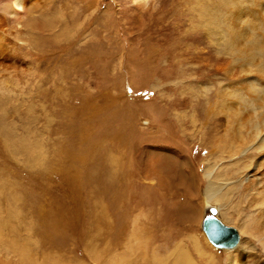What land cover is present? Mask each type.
Instances as JSON below:
<instances>
[{"label":"rangeland","instance_id":"obj_1","mask_svg":"<svg viewBox=\"0 0 264 264\" xmlns=\"http://www.w3.org/2000/svg\"><path fill=\"white\" fill-rule=\"evenodd\" d=\"M227 9L31 0L20 17L3 15L0 264H110L124 254L127 264H178L180 247L190 253L181 264H226L242 242L258 244L243 226L258 211L253 199L264 200L251 190L264 187V153L247 122L229 117L230 78L216 68L231 62ZM211 179L226 194L212 204L241 234L230 251L202 229Z\"/></svg>","mask_w":264,"mask_h":264},{"label":"bare ground","instance_id":"obj_2","mask_svg":"<svg viewBox=\"0 0 264 264\" xmlns=\"http://www.w3.org/2000/svg\"><path fill=\"white\" fill-rule=\"evenodd\" d=\"M30 4L31 0H14L13 2L1 3L0 20H3L4 14L20 17L24 14V11L28 9ZM219 4H221V6L223 5L224 8L227 7L230 13L227 21L222 20L226 28L221 34V37H224L225 50L230 53L231 62L221 61L218 62V66H216L217 69H224L230 78L231 88L228 89L227 94L222 96V99H224L225 102V96H228L229 117L233 121L244 120L247 122L246 125L250 135L257 136V148L261 149L264 153V0H216V5L218 6ZM208 34H213L215 38V36L219 34V31L213 29L210 30V32L208 31ZM213 53L214 52H211L210 57L213 56ZM220 59L221 58H219V60ZM220 63L222 65L219 67ZM239 66L240 69H238ZM239 106H241V108H239ZM262 133L263 138H261ZM252 136L250 138L251 140L254 138ZM159 163L161 162H157V164ZM161 164L160 166H162ZM157 170L159 169L157 168ZM256 184L260 186V183L255 182V186ZM206 189L208 197L205 200V206H208V210H204L203 218L209 213L208 211L211 207H216L218 210L217 216L222 220L219 208L212 204V201H218L222 204L223 201H225L226 194L219 195L222 186L211 179ZM251 190H254L253 192L256 195L263 193L264 187H251ZM258 197L259 196H257V198ZM260 197H262V195ZM253 200L254 203H251L252 208L254 209L255 206L259 205L258 211H251V214H248L249 218L246 220L245 226H243V231L249 235L247 238L252 237V240L255 239L258 244L253 245L252 243H248V245H244L246 241H244L245 243L242 242L241 246L244 247L238 248L236 253L230 255L226 264H237V260H239L236 258L237 255L240 257L244 255L247 257V255H250V261L252 263L242 261V264H264V200L260 201V203H258V199ZM198 244L195 243L193 247L196 253L199 256H209L210 258V254H207L206 250L201 248L199 246L200 244ZM178 250L179 255L177 260L179 261L178 264H181V260L185 259L183 253H185L186 250L181 247L178 248ZM224 250L230 251V249ZM185 260L187 261V259ZM210 261L212 264H217L213 258ZM239 262L241 263V261ZM110 264H127V255H120L118 259L112 260Z\"/></svg>","mask_w":264,"mask_h":264},{"label":"water","instance_id":"obj_3","mask_svg":"<svg viewBox=\"0 0 264 264\" xmlns=\"http://www.w3.org/2000/svg\"><path fill=\"white\" fill-rule=\"evenodd\" d=\"M208 212L202 220V229L209 241L220 249L235 248L241 241L239 230L224 223L217 216L218 210L216 207H211Z\"/></svg>","mask_w":264,"mask_h":264}]
</instances>
